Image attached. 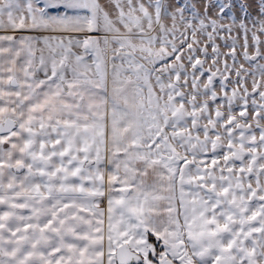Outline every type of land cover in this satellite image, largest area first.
I'll return each mask as SVG.
<instances>
[{"label": "snow or ice", "instance_id": "1", "mask_svg": "<svg viewBox=\"0 0 264 264\" xmlns=\"http://www.w3.org/2000/svg\"><path fill=\"white\" fill-rule=\"evenodd\" d=\"M0 264H264V0H0Z\"/></svg>", "mask_w": 264, "mask_h": 264}]
</instances>
